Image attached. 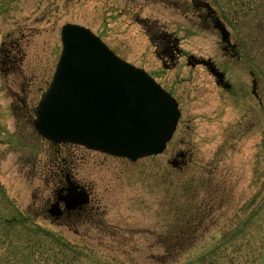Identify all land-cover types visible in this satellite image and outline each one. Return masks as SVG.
I'll return each mask as SVG.
<instances>
[{
    "label": "rangeland",
    "instance_id": "obj_1",
    "mask_svg": "<svg viewBox=\"0 0 264 264\" xmlns=\"http://www.w3.org/2000/svg\"><path fill=\"white\" fill-rule=\"evenodd\" d=\"M200 1L240 44L237 58L225 53L219 32L203 23L192 0H0V42L18 46L34 121L66 24L88 28L147 72L181 112L160 155L131 162L69 148L68 168L91 193L95 217L59 225L39 216L30 154L12 147L19 141L11 136L17 123L11 77L0 70V264H264V0ZM161 30L177 40L173 60L160 58L152 40ZM205 61L225 72L230 90ZM34 134L38 161L47 142ZM185 231L191 238L171 250Z\"/></svg>",
    "mask_w": 264,
    "mask_h": 264
},
{
    "label": "water",
    "instance_id": "obj_2",
    "mask_svg": "<svg viewBox=\"0 0 264 264\" xmlns=\"http://www.w3.org/2000/svg\"><path fill=\"white\" fill-rule=\"evenodd\" d=\"M219 29L227 42L229 32L223 25ZM61 37L56 73L37 110V131L56 143H77L131 161L161 154L180 117L176 101L88 29L67 24ZM76 204L73 197L66 199L69 210Z\"/></svg>",
    "mask_w": 264,
    "mask_h": 264
},
{
    "label": "flooded vegetation",
    "instance_id": "obj_3",
    "mask_svg": "<svg viewBox=\"0 0 264 264\" xmlns=\"http://www.w3.org/2000/svg\"><path fill=\"white\" fill-rule=\"evenodd\" d=\"M194 10L199 14V18L203 23L211 30L219 32L218 28L221 23V19L218 17L216 12L209 7L208 2L192 0ZM220 34V32H219ZM155 44L158 50H160V58L170 57L172 60L176 56V48L174 45H169L170 39L168 36L164 35L161 31L157 35H154ZM174 43V41H173ZM8 44V45H7ZM222 49L226 54L231 55V57H238V50L240 49V44L233 42L231 35L228 42H222ZM1 55H0V70L4 73H9L11 79L7 80V89L12 94L11 105L17 116V123L14 127V132L12 137L16 141H19L18 148L19 153L23 156L25 153L30 154V157L27 158L26 162L30 163V171L32 177V193H36V196L33 198V202L41 212L39 216H42L45 220H50L52 223L69 226L70 223L78 221L82 223L85 220L93 219L95 208L92 201L91 193L83 185H81L77 180L74 179V175L71 173L70 169V155H72L73 150L69 148L80 147L73 144H58L51 142L39 135V140L41 142H47V146L43 145L42 152L39 151V160L36 161L34 156V146H32V141L34 139V119L32 116L34 110L31 107L30 102V78L23 74L20 70V62L18 58V46L15 41L7 40L0 42ZM17 51V53H16ZM18 55V56H17ZM205 65L211 67L215 72H222L225 76L226 74L221 71L215 64L212 65L211 61L204 62ZM218 70V71H217ZM252 75L254 76L253 72ZM27 79L29 80L27 82ZM255 81V80H254ZM253 81V84H254ZM27 82V83H26ZM223 82L221 85L225 86L226 83ZM23 83H26V88H21L20 92L18 87ZM230 87L228 90H230ZM257 93L256 88L253 89V94ZM38 135V134H37ZM10 136V137H11ZM5 138V137H4ZM3 138H0V143H2ZM10 144H7L9 147ZM16 150V151H17ZM180 152V151H179ZM22 153V154H21ZM33 153V155H31ZM177 156L185 158V153L176 152ZM20 161L24 159L18 158ZM174 164H178L176 161ZM70 171V173H69ZM35 181L37 182L35 186ZM45 182L44 185L39 184L38 182ZM69 197L75 198L77 202L74 209H68L66 205V199ZM55 212V213H53ZM186 233V235H184ZM182 240H179L176 247L171 248V250L176 249L178 251L180 247H183L182 243L185 240H189L190 232L185 231L182 233ZM183 241L182 243H180ZM175 246V245H174ZM183 251V249H180Z\"/></svg>",
    "mask_w": 264,
    "mask_h": 264
},
{
    "label": "trees",
    "instance_id": "obj_4",
    "mask_svg": "<svg viewBox=\"0 0 264 264\" xmlns=\"http://www.w3.org/2000/svg\"><path fill=\"white\" fill-rule=\"evenodd\" d=\"M262 22H264V19H263V21Z\"/></svg>",
    "mask_w": 264,
    "mask_h": 264
}]
</instances>
